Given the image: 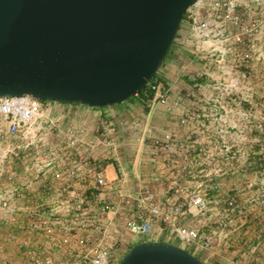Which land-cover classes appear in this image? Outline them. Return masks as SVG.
Masks as SVG:
<instances>
[{
    "label": "built area",
    "instance_id": "2783aa9c",
    "mask_svg": "<svg viewBox=\"0 0 264 264\" xmlns=\"http://www.w3.org/2000/svg\"><path fill=\"white\" fill-rule=\"evenodd\" d=\"M182 27L209 45L194 55L221 73L207 121L197 124L194 112L156 136L136 116L0 98V226L8 227L9 248L21 251L20 264H116L123 239L110 214L142 241L162 226L166 243L177 241L208 264H264V91L255 85L264 76L251 70L264 66V0H197ZM149 87L145 110L176 111L160 74ZM123 137L154 167L149 178L138 175L137 192L126 189ZM105 163L116 164L114 180ZM86 181L91 189H82ZM34 236L41 240L33 245Z\"/></svg>",
    "mask_w": 264,
    "mask_h": 264
},
{
    "label": "water",
    "instance_id": "95a60500",
    "mask_svg": "<svg viewBox=\"0 0 264 264\" xmlns=\"http://www.w3.org/2000/svg\"><path fill=\"white\" fill-rule=\"evenodd\" d=\"M196 1L0 0V98L121 105L160 71ZM120 264L208 263L141 241Z\"/></svg>",
    "mask_w": 264,
    "mask_h": 264
},
{
    "label": "crops",
    "instance_id": "0c3cea01",
    "mask_svg": "<svg viewBox=\"0 0 264 264\" xmlns=\"http://www.w3.org/2000/svg\"><path fill=\"white\" fill-rule=\"evenodd\" d=\"M208 44L202 43L197 37L188 33L186 29L181 28L177 40L176 47L173 50V54L165 60L163 63L159 74L162 77L165 85L170 89L169 92V104L173 106L174 104H179V107L175 112H169L165 106H159L154 112H148L144 108L143 101L137 98H131L130 100L124 102L121 105L102 108L104 110H99V112L106 115H114L118 120L129 118L131 116L140 117L142 119H147L156 128V136L162 135L163 131L169 129H178L179 123L176 120L177 117L187 116L193 114L194 112L198 114L199 118L197 124L200 121L209 120L205 115L208 114L207 100L214 96V85L217 83L218 79L221 78V73L215 66L206 65V60L202 56H196V52L208 50ZM235 63V57L228 58L227 68L230 69L231 65ZM211 66V67H210ZM185 67L188 69L185 70ZM253 73L264 76V66L259 64H253L251 66ZM204 72L202 78H196L198 72ZM247 73L248 70L244 69ZM223 76V75H222ZM245 82L246 79L244 78ZM264 82L255 83L257 89L264 91ZM87 127L92 131L97 125V116L92 115L85 120ZM89 130V131H90ZM118 141L120 145V134L118 135ZM137 145L135 142L131 141L128 137H123L122 140V158L123 164L128 169L130 180L126 186L133 192H137L141 187V182L138 179V175H142L144 179L149 178V176L154 172L153 165L146 161L142 163L136 158ZM120 153V152H119ZM115 163V162H114ZM114 163H105L107 168L108 179L114 180L117 177V167ZM86 187L82 189H91L88 181L85 183ZM110 218L114 219V225L116 229L118 228L121 232L123 242L120 244V253L124 254L127 250L129 251L134 243H140L142 239L133 235L130 231L126 230L124 226L120 223L118 215L110 214ZM2 226V225H1ZM4 227V241H5V251L4 256H0V264H8V257L17 256L21 260V251L18 248H9L7 243V233L8 227ZM163 229L162 226L157 225L154 227V231L151 236V241L153 242H165L167 233L159 234V231ZM19 234V233H18ZM160 239H154L157 236ZM22 237L21 234H19ZM41 240L39 236L33 237V245ZM137 241V242H136ZM177 241H171V244H175ZM179 243V242H178ZM181 246V245H179ZM123 252V253H122ZM19 253V254H18ZM19 255V256H18ZM2 258L4 261L2 262Z\"/></svg>",
    "mask_w": 264,
    "mask_h": 264
},
{
    "label": "rangeland",
    "instance_id": "374dc122",
    "mask_svg": "<svg viewBox=\"0 0 264 264\" xmlns=\"http://www.w3.org/2000/svg\"><path fill=\"white\" fill-rule=\"evenodd\" d=\"M99 110H104V109L100 108ZM146 241L147 242H151L150 238H147ZM174 243H176L177 245H180V243H178V242H174ZM134 244L137 245L138 243H134ZM135 245H133V247ZM0 248L2 249V255L4 256L5 255L4 254V251H5V241H4V227L3 226H0ZM127 252H128V250H127ZM127 252L125 251L124 254H122V255H120L121 253H118L117 252V256L115 257L116 264H120L121 263V261L123 260L124 256L127 254ZM119 255H120V258H119ZM197 257L200 258L201 260H203V257H201V256H197ZM3 261H4V258H2V262ZM11 262L13 264H20L21 260L19 258H17V256H12Z\"/></svg>",
    "mask_w": 264,
    "mask_h": 264
},
{
    "label": "trees",
    "instance_id": "16d2710c",
    "mask_svg": "<svg viewBox=\"0 0 264 264\" xmlns=\"http://www.w3.org/2000/svg\"><path fill=\"white\" fill-rule=\"evenodd\" d=\"M185 20H186V15H185V18H184V21H183V22H185ZM182 25H183V24H182ZM181 28H182V27H181ZM177 37H178V36H177ZM176 40H177V38H176ZM175 47H176V41H175V43L173 44L171 50L169 51V53H168L166 59H168V58L173 54V50L175 49ZM166 59H165V60H166ZM158 75H159V72H158L157 75L154 77V79L152 80V82L157 78ZM149 90H150V87L147 86L143 92H141L138 96L133 97V98H137V97H139L142 101H146V100L151 96V92H149ZM99 109H100V108H99ZM129 251H130V250H129ZM129 251H128V252H129ZM128 252H127V253H128Z\"/></svg>",
    "mask_w": 264,
    "mask_h": 264
}]
</instances>
